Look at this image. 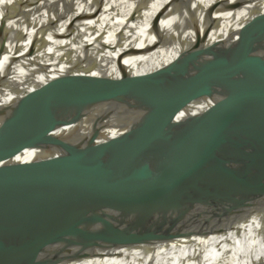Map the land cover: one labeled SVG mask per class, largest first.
<instances>
[{"label":"bare ground","instance_id":"1","mask_svg":"<svg viewBox=\"0 0 264 264\" xmlns=\"http://www.w3.org/2000/svg\"><path fill=\"white\" fill-rule=\"evenodd\" d=\"M187 6L196 12L191 34ZM175 8L184 27L177 37L187 40L163 55L158 26ZM4 15L2 152L16 151L14 130L37 101L56 98L78 110L72 76L89 82L84 92L95 99L76 118L48 110L28 124L29 167L0 189V264H93L98 256L99 264H184L185 250L187 264H233L242 250L264 264V200L247 205L259 211L253 219L239 221L255 230L238 241L221 234L230 247L223 257L218 237L195 218L186 221L187 239L168 241L163 207L169 197L201 189L199 154L214 131L215 112L244 69L264 57V0H18ZM162 69L161 78L144 79ZM263 96L264 83L237 111L232 167L215 177L207 199L229 222L233 178L264 158ZM176 146L182 150L166 179L161 158ZM17 154L0 161V173L22 160ZM207 154L224 163L215 146ZM148 172L156 174L151 181H145Z\"/></svg>","mask_w":264,"mask_h":264},{"label":"water","instance_id":"2","mask_svg":"<svg viewBox=\"0 0 264 264\" xmlns=\"http://www.w3.org/2000/svg\"><path fill=\"white\" fill-rule=\"evenodd\" d=\"M253 43L251 44V46ZM249 52V46L248 51ZM166 69L159 71L158 76H149L146 81H154L164 76ZM129 76L125 75L123 81H126ZM264 83V57L256 66H249L236 78L231 84L226 97L223 99L219 107L217 108L212 122H214L213 133L203 142L200 150V158L198 162L199 172L203 176L201 189L196 192H184L178 196L169 197L164 202V211L167 215V229L166 236L168 241H175L179 239H187L188 234L184 232L186 221L191 218H195L213 232L214 237H218L219 246L217 253L219 257L227 255L226 253L230 249L229 244L225 241V237H221L224 232L231 234V239L238 241L241 234L245 230H255L254 225L244 227L239 224V221L244 219H253L259 211L252 210L247 206L252 203H256L264 200V158L256 165L239 172L231 182V195L235 205V213L232 216V221L221 219L215 212V207L207 202L210 197L212 188L214 186V179L221 173L228 172L232 167L233 152L236 142L237 134L233 131V124L236 118V113L244 104L255 86H262ZM89 82L80 79L79 77L72 76L71 89L74 87V93H76L75 106L78 110L73 111L71 106L66 105L67 102H58L56 98L37 101L33 105L27 107L26 114H24L22 122L16 126L14 130V142L16 151L2 152L0 150V161H7L10 157L22 154V160L16 164L11 170L0 173V189L6 188L15 183L21 178L27 171L30 164V150L31 144L29 142V131L27 126L34 118L40 119V113L52 110L55 112L65 113L67 115L76 118L81 115L82 111L86 109L91 102L86 97L85 88H89ZM121 87L114 88L110 92L106 93L108 96L112 93H118ZM91 94V88L89 89ZM71 95L72 92H71ZM88 96V93H87ZM91 97V96H90ZM263 115H264V97H263ZM43 130V129H42ZM43 135H47L45 131ZM169 133L165 130L164 136ZM160 133L161 143L164 140ZM49 136L47 135V138ZM50 138L56 139V135L50 136ZM215 146L222 156L223 164H216L211 161L207 151L211 147ZM167 155V157H166ZM166 158V159H165ZM174 159V152L170 149H166L162 155L161 163L165 169V177L169 179L173 170L171 164ZM156 177L155 173L148 172L145 177V181H151ZM128 178V177H127ZM130 186L132 185L130 179H126ZM139 192V191H137ZM133 196V195H132ZM148 207L152 208L154 202L146 203ZM223 231V232H221ZM13 253H17L18 242L16 241L14 247L10 248ZM182 250H185L183 247ZM181 250V251H182ZM235 250V249H234ZM232 251V253L234 252ZM175 252V251H174ZM171 253V257L177 256L179 253ZM244 250L238 251L235 255V261L233 264H245L254 262L247 259ZM185 263L187 264L188 254L187 250L184 252ZM264 263V262H263ZM176 264H183L177 263Z\"/></svg>","mask_w":264,"mask_h":264},{"label":"rangeland","instance_id":"3","mask_svg":"<svg viewBox=\"0 0 264 264\" xmlns=\"http://www.w3.org/2000/svg\"><path fill=\"white\" fill-rule=\"evenodd\" d=\"M11 1L17 2L18 0H0V31H1L2 24L6 21L5 20L6 15H4L6 7L8 6V3ZM176 10L173 9L166 16H164L158 26L157 39H158V42L160 43L161 50L164 52L163 55H168V53H171L175 50L177 51L178 47H180L187 40L186 38V40L182 42L180 41L179 37H177L178 36L177 31L183 30L184 27L181 24L180 16L178 15V10L177 11ZM187 11H188L187 12L188 15L189 14L191 15V18L189 19L188 21L189 24L187 25L186 28L190 30V34H191V32L194 30L197 24L196 12L195 10L189 8V6H187ZM16 26H17L16 21H13V24H10V31L7 34V43L9 44L14 43L15 41ZM262 102H263V98H261L259 101V106H258V109H259L258 117L259 118H264L263 110H262V107H263ZM260 110H262V112H260ZM171 150L175 154H178V152H180L182 148L176 146L174 148H171ZM93 264H99V256L96 257L95 260H93Z\"/></svg>","mask_w":264,"mask_h":264}]
</instances>
